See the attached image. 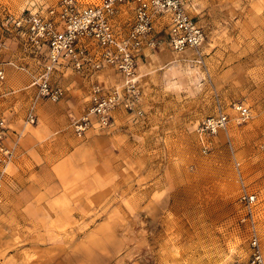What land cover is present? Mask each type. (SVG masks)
<instances>
[{"label":"rangeland","instance_id":"obj_1","mask_svg":"<svg viewBox=\"0 0 264 264\" xmlns=\"http://www.w3.org/2000/svg\"><path fill=\"white\" fill-rule=\"evenodd\" d=\"M60 1L0 0V66L12 75L24 73L16 66L36 70L14 21ZM182 2L204 32L203 57L165 44L147 54L139 63L143 117L118 113L108 131L78 138L68 114L69 132L36 147L52 166L28 165L33 155L18 149L8 176L32 174L36 194L50 191L53 175L59 197L7 204L2 188L0 264H250L253 232L264 264V0ZM167 24H156L161 40ZM18 85L15 76L0 82V118L22 131L23 144L32 89L28 96ZM65 99L39 101L38 118L73 111ZM233 104L248 108L247 122H237ZM219 109L226 128L202 133ZM244 194L255 196L250 206Z\"/></svg>","mask_w":264,"mask_h":264},{"label":"built area","instance_id":"obj_2","mask_svg":"<svg viewBox=\"0 0 264 264\" xmlns=\"http://www.w3.org/2000/svg\"><path fill=\"white\" fill-rule=\"evenodd\" d=\"M128 1L102 0L98 5L82 7L76 0H61L54 7L29 12L14 21L15 30L29 52V60L36 66L35 71L27 66H16L30 75L29 87L34 93L25 113L24 127L37 124V102L57 103L65 98L66 89L52 80L59 67L89 79L88 111L71 124L75 136L81 138L91 131H108L118 113L130 119L143 117L137 58L144 49L155 50L165 44L172 52L191 51L197 59H202L204 32L187 14L182 0H133L134 19L122 35L111 20L117 7ZM161 17L168 18L164 40L159 39L156 32ZM4 46L0 43V51ZM106 69L116 77L111 85L99 81L100 73ZM4 78L0 68V82ZM233 110L239 124L249 120L250 112L243 104H233ZM227 123L226 114L219 109L215 116L202 122L200 130L215 135L224 130ZM22 137V131L12 130L5 119L0 118V191ZM242 200L250 206L255 196L244 194ZM250 246V264H263L255 232L251 234Z\"/></svg>","mask_w":264,"mask_h":264},{"label":"crops","instance_id":"obj_3","mask_svg":"<svg viewBox=\"0 0 264 264\" xmlns=\"http://www.w3.org/2000/svg\"><path fill=\"white\" fill-rule=\"evenodd\" d=\"M133 5L135 6L133 2H131L130 4L128 1L127 3H125V5L123 4V5L118 6L116 14L113 16L111 20V23L116 29V31H118L122 35L125 34V32L127 31L132 21L133 17H132V13L130 9L131 7H133ZM151 51H156V49L155 50L144 49L137 58V73L139 77V85H140L139 63H141L142 60L146 57V55L151 53ZM25 60L28 61L27 59ZM31 64L33 65V63ZM31 67L32 66L29 67L30 70H32ZM0 68L3 69L4 74H5V78L2 81L3 83L6 82V84H8L10 82V78H13V76H15L16 83L19 84L18 85L19 87L17 90H21L22 92H25L24 94L29 96L30 94L29 91L31 90V88L29 87L31 83V77L28 75V73L22 71L24 73L19 72V73L12 75L11 72L6 71V68L3 65H1ZM52 80L54 82H58L66 89V95H65L66 99L65 100H68V101L67 102L65 101L63 105H66L68 103L72 104L73 111L68 112L66 106H61V108H59V113L57 115H52L50 117V116H45L43 113H41L40 115L41 118H38L37 116L38 114L36 111L38 122L39 120H41V124L32 126V130L30 131L29 134H27L26 138L23 140V144L21 143L22 141H20V148L18 151V154H20V152L23 150L21 149V147H23L25 148L28 154L33 155L31 158L27 159L28 165L30 164V166L39 165V166L45 167V166L55 165L56 161H52L51 158L41 157L37 155V153L39 152L37 151L36 147L39 146L38 144H41L40 141L46 140L44 144L47 143V141L50 140L49 138H51L52 135L54 134H57V133L65 134L69 132L68 131L69 129L68 128V124H69L68 114L71 115V118L73 119L72 121H74V120H77L83 117L87 113L88 108H89V102H88L89 101V79H87L81 74H77L71 71L68 68L59 67L56 73H54ZM99 81L105 84L111 85L116 81V77L111 70L106 69L100 73ZM14 92L15 91H13V93ZM29 97H30L29 101L31 103L34 97L33 90H32L31 96ZM37 104L38 102L36 103V106ZM84 110H86V113L84 112ZM73 116L75 118H73ZM72 121H71V124H72ZM18 156H17V159H18ZM15 161L12 165L13 168H15L14 167L15 166L14 164H16ZM31 177H32V174L28 172H18L15 175H13L12 178L8 176L5 180V185H4L7 188L6 195L3 199L4 202L9 204V201H15V199L19 198L24 204H26L30 201L31 198H34V197L36 198V196L37 198L59 197L58 196L59 192H57L56 187L53 184L57 182V180H55V176L50 175L51 179H47L48 183H50L49 184L50 191L49 192L45 191V193H42L41 191H39L40 194L39 193L34 194V192L37 191V185H34L32 183L30 185L27 184L28 182L32 181L31 179H29ZM37 182H45V181L44 179H40V180H37ZM20 187L24 189L21 190ZM0 192L2 193V191ZM1 193H0V196H1Z\"/></svg>","mask_w":264,"mask_h":264}]
</instances>
